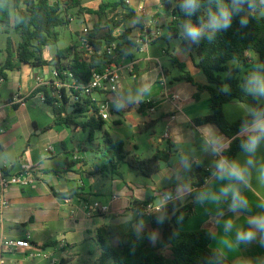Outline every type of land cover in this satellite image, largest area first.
Returning <instances> with one entry per match:
<instances>
[{
	"label": "crops",
	"instance_id": "1",
	"mask_svg": "<svg viewBox=\"0 0 264 264\" xmlns=\"http://www.w3.org/2000/svg\"><path fill=\"white\" fill-rule=\"evenodd\" d=\"M100 1L82 0V4L97 9L96 4ZM140 1L130 0L127 4L124 0L126 9L123 7L122 12L130 9L134 16L124 24L131 30L129 38L121 41L130 40L134 44L127 43L116 58L111 59L112 67H117L121 76L120 93L96 95L97 103L111 96L110 116L103 119V128L97 130L98 141L94 136L92 140L88 138L87 144L85 136L77 137L83 129L55 124L53 107L42 99L44 92H39L40 84L43 86L44 80L50 79L54 71L52 66L33 68L15 60V68L5 70L7 78H0V178L18 175L24 166L32 167V179L28 185L14 187L5 193L9 205L0 219V262L27 263L23 250L1 254L3 240L25 239L37 246L54 242L46 249L61 254L52 264H103L96 239L97 229L129 220H133L138 228L135 218L140 216L144 217L143 225L150 226L147 230L154 236L155 232L161 235L159 230L152 228L150 217L139 214L133 202L158 201L161 193L170 192L180 203L170 215L178 229L209 230L212 233L211 248L232 264H264V232L255 230V239L250 243L237 240L238 232L253 229L249 223L251 220L264 217V137L255 153L243 150L231 161L223 158L222 153L228 148L230 139L221 135L213 124L195 123L197 119L212 114L210 94L202 91L195 97L197 88L194 84L176 80L183 72L173 63L172 56L185 65L195 83L209 84L207 76L195 63L194 51H183L175 45V39L167 38L172 16L165 11L163 0L145 1L149 13L147 19L152 20L151 29L160 28L161 37L146 46L138 44L136 39L142 32L143 20L137 14ZM88 15L83 14L79 19L84 20ZM11 25H0V66L7 57L8 38L12 40L13 49L20 41ZM57 44L44 48L46 60H52L57 49H62ZM228 65L240 67L237 77L246 79L247 88L255 70L260 71L256 63L246 67L232 60ZM46 90L49 92L50 87ZM255 97L264 106V95ZM251 111L238 100L224 105L229 122H235ZM92 115L91 110L79 121H86ZM111 119L113 125L108 124ZM105 132L113 140L123 141L126 153L147 159L157 151H165L168 160H161L159 170L151 177L139 174L125 163L120 164L121 175H117L107 168L110 162L100 150ZM239 135L246 137L247 132L244 129ZM222 159L229 166L237 162L247 167V183L226 175L221 179L218 163ZM250 159L251 164L248 163ZM198 165L209 173L194 213L182 218V213H175L191 202V194L196 189V185L183 182L196 180L191 171ZM1 192L0 187V197ZM234 192L246 199V206L233 208ZM96 201L108 205L109 210L90 213L88 206ZM229 221L231 227H226ZM42 235L48 236L40 238ZM92 246L98 250L93 259Z\"/></svg>",
	"mask_w": 264,
	"mask_h": 264
},
{
	"label": "trees",
	"instance_id": "2",
	"mask_svg": "<svg viewBox=\"0 0 264 264\" xmlns=\"http://www.w3.org/2000/svg\"><path fill=\"white\" fill-rule=\"evenodd\" d=\"M183 3L184 0H163L165 11L172 16L168 24L167 38L173 40L178 36L186 47L193 48L195 63L207 76L209 84L203 86L195 83L186 71L185 65L172 56L173 63L183 72L176 80H185L194 84L197 88L195 97H198L202 91L210 94L212 114L197 119L195 123L213 124L221 135L230 139V144L223 151L222 156L225 160L231 161L240 151L245 150L242 144L247 136L243 137L239 134L257 119L264 118V106L259 104L254 94L246 91V79L240 80L237 77L240 67L231 68L228 64L232 60L246 67L256 63L264 74V14L259 10L249 13L245 6L243 12L233 16L231 27L227 30L216 32L214 38L209 40V30L205 29L202 38L198 42H193L187 37L184 26L188 23H206L209 10H218L217 0H200L199 8L192 14L181 10ZM224 3L230 4L231 0H224ZM121 6L126 9L124 0L102 3L97 9L83 7L82 0H0V25L13 24L20 38L16 49H13L12 40L8 38L7 57L5 63L0 66V78H7L5 70L14 69V62L17 60L33 68L52 66L61 82L66 81L68 79L66 73L71 72L73 79L79 85L88 84L94 72H102L112 66V60L98 52L105 46L116 43L115 31L124 21L134 16V11L127 9L128 12L122 19L112 18L103 22L110 9ZM12 8L16 10L15 17L12 15ZM71 9H76L78 15L98 16V22L86 35L94 46L95 53L85 58L78 46L71 44L66 48L57 49L52 60H46L43 56L44 48L59 42L57 28L70 25L72 15L67 12ZM245 15L249 23L242 27L239 21ZM104 28L107 31H104ZM130 43L134 44V41ZM116 51L120 53L119 45ZM223 73L226 75L223 76ZM225 87L227 91L224 90ZM39 92H44L45 102L52 105L55 124L89 129L90 140L95 130L103 128V119L98 116V109L89 98L84 99L82 104L77 103L75 109L69 111L72 106L71 97L64 89L61 91V100L51 99L46 86H41ZM231 100H238L249 106L252 109L251 113L235 122H229L224 113V105ZM91 110L92 116L86 121H79ZM103 138L104 144L100 150L110 162L107 168L117 175H121L120 164L125 163L139 174L151 177L159 170V162L168 160L165 151H157L153 157L142 159L136 154L126 153L123 141L113 140L107 132L104 133ZM191 173L196 176V180L183 184L196 185V189L191 194V202L175 213H182V218H188L194 213L201 188L209 172L198 165ZM149 202L152 201L135 200L133 207L142 214L144 206ZM179 206L180 203L174 201L168 204L162 213L150 216L152 228L161 233L158 239H154L152 231L136 228L133 220L99 227L96 239L101 249V262L103 264L109 262L111 264H232L224 255L211 248L212 233L209 230L183 231L174 225V217L170 215ZM54 244L50 242L38 247L46 249Z\"/></svg>",
	"mask_w": 264,
	"mask_h": 264
},
{
	"label": "built area",
	"instance_id": "3",
	"mask_svg": "<svg viewBox=\"0 0 264 264\" xmlns=\"http://www.w3.org/2000/svg\"><path fill=\"white\" fill-rule=\"evenodd\" d=\"M145 1L141 0L139 6L137 7V14L142 17V32L136 39V42L142 46H146L161 37L160 28H156L155 30L151 29L152 20L147 19L149 13L145 8ZM126 3L129 4L130 0H126ZM89 30L87 28L84 29L85 36L81 39L82 47L79 49L82 52L83 57L88 58L91 57L95 53L94 46L91 44L90 40L86 37ZM117 45L116 43L105 46L98 54L109 55L115 52ZM57 72L54 70L50 79L44 80V85L50 87V91L48 92V96L54 100H61L62 98V89H64L69 96L71 97L72 106H70L69 111L75 109V105L77 103L82 104L84 99L89 98L91 102L97 107L98 115L102 117V119L106 120L109 118L108 105L109 98L105 99L104 102L97 103L96 95L98 93H103L106 95H118L120 93L121 88V76L119 73V69L117 67L106 68L102 72H94L91 80L86 85H79L74 79L71 72L66 73L68 79L64 82H61L57 77ZM42 86V84H40ZM79 92V94H76ZM46 94L42 93V99L45 101ZM20 102L24 100L18 99ZM32 167L24 166L21 173L13 176H2L0 178V187L2 190V195L0 197V219L3 216V211L5 207L9 205V200L5 197V193L14 187L26 186L31 182ZM116 198V197H113ZM175 201V198L172 193L165 192L159 195L158 201L149 202L144 206L143 214L146 216H151L155 213H162L166 207V205ZM90 213H101L107 212L109 210L108 205H103L102 203L96 201L88 206ZM23 250L25 252V256L31 260H34L39 257L47 256V252L39 248L38 246L26 241L25 239H5L1 243V254L2 253H17ZM0 264H4L0 262Z\"/></svg>",
	"mask_w": 264,
	"mask_h": 264
},
{
	"label": "clouds",
	"instance_id": "4",
	"mask_svg": "<svg viewBox=\"0 0 264 264\" xmlns=\"http://www.w3.org/2000/svg\"><path fill=\"white\" fill-rule=\"evenodd\" d=\"M199 4L200 0H184L181 10L192 14L193 12L197 11ZM217 4L218 10H209L206 23H188L184 26V31L191 41L198 42L204 35L205 29L209 30V40L214 38L216 32L220 30H227L229 27H231L233 16L243 12L245 6H247L249 13L259 10L262 14H264V0H231L230 4L224 3V0H217ZM258 4L260 5L259 9ZM239 23L242 27L247 26L249 23L247 15L242 16ZM224 90L227 91V88L225 87ZM246 91L254 95H264V74H254L248 82V88ZM245 131L247 132V139L242 144V147L248 153H255L261 137H264V119H257L253 125L250 128L245 129ZM248 163H252L251 159L248 161ZM218 169L221 174V179H223L226 175L230 179L247 183V167L241 166L237 162H233L229 166L227 165V162L222 159L218 163ZM262 172H264V168H262ZM246 205V199L241 197L239 192H234L232 205L233 208ZM249 223L253 225V229H249L244 232H238V241L250 243L255 239V230L264 232V217L253 219ZM226 227H231L230 221Z\"/></svg>",
	"mask_w": 264,
	"mask_h": 264
},
{
	"label": "rangeland",
	"instance_id": "5",
	"mask_svg": "<svg viewBox=\"0 0 264 264\" xmlns=\"http://www.w3.org/2000/svg\"><path fill=\"white\" fill-rule=\"evenodd\" d=\"M86 1H89V2L90 1H94V3H95L98 0H86ZM117 1H119V0H101L100 4L107 3V2H117ZM100 4H96V6L99 7ZM90 6L92 7L93 4H91ZM122 9H123L122 6L116 8V9H110L107 12L106 18L103 19V22L106 21V20L112 19V18L116 19V20L117 19H122L123 15L125 14L124 12H122L123 11ZM67 13L68 14L70 13L72 15V19H74V20L72 21L71 25H69L67 27H58V32L60 34V39H59V42L57 44V47L64 48V47H67V46H69L71 44H75V45L78 44L79 47L81 48L82 47L81 39L85 36L84 29L87 28L88 30H91L93 28V26L99 20L98 16L95 15V14H89L87 16V18L82 20V19H79V18H81V16L83 14L82 15H78L76 9H71ZM12 15H13V17H15V15H16V10H14L13 8H12ZM127 21H128V19L126 21H124L123 24H122L123 26L121 25L114 33V35L117 37L116 45H119L120 52L122 51L123 46L126 47L127 43L130 44L131 46L133 45L132 43H130V40L128 42H122L121 41L123 38H129V35L131 33L130 28H126V26L124 25ZM10 27L13 30L12 32L15 33L13 25H11ZM104 31H107V29L104 28ZM53 48H55V47H53ZM53 50H55V49H53ZM50 51L51 50H49V52ZM116 54H118V52L115 49V52L113 54L109 55V59L116 58V56H117ZM255 71H256V73L263 74L262 72L258 71V69H256ZM112 120L113 119H111V121L108 122V124H112L113 125ZM89 135H90V131H89V129H87L85 133H83V130L78 132L77 137L79 139H81V136H85L86 139L84 141L88 144ZM94 136H95V140L98 141L99 132L97 130H95V132L93 134V137ZM89 140H90V138H89ZM100 142L102 143L101 139H100ZM135 219H136V225L138 226V228L146 229V230L149 229L150 226L143 225L144 217L138 216ZM45 236H48V235H42V236H40V238H44ZM159 237H160V234L155 232L154 239H158ZM91 248L93 249L92 252H94L93 253L94 255L92 257V259H93V258H95L97 256L96 254H97L98 250L94 249L93 246ZM46 251L48 253L47 256L39 257V258H36L34 260L26 258L25 260L27 261V263H25V264H52V261L55 258L59 257L60 254H61L60 251H56L55 254H53V251H50L49 249L48 250L46 249ZM16 256H18V255H16ZM16 256L14 255L13 257H16ZM23 257H25V256H23ZM8 259H10V258H8ZM16 264H18V263H16Z\"/></svg>",
	"mask_w": 264,
	"mask_h": 264
},
{
	"label": "water",
	"instance_id": "6",
	"mask_svg": "<svg viewBox=\"0 0 264 264\" xmlns=\"http://www.w3.org/2000/svg\"><path fill=\"white\" fill-rule=\"evenodd\" d=\"M175 45L177 46V47H179L180 49H182L183 51H191V52H193L194 50H193V48H188V47H186L181 41H180V39H179V37L178 36H176L175 38Z\"/></svg>",
	"mask_w": 264,
	"mask_h": 264
}]
</instances>
